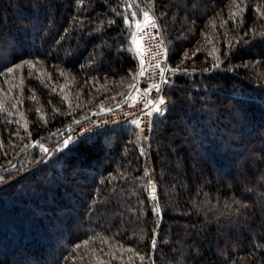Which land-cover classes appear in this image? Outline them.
I'll return each instance as SVG.
<instances>
[{
    "label": "trees",
    "instance_id": "trees-1",
    "mask_svg": "<svg viewBox=\"0 0 264 264\" xmlns=\"http://www.w3.org/2000/svg\"><path fill=\"white\" fill-rule=\"evenodd\" d=\"M148 7L173 68L151 140L55 145L126 100ZM0 264H264V0H0Z\"/></svg>",
    "mask_w": 264,
    "mask_h": 264
},
{
    "label": "built area",
    "instance_id": "built-area-1",
    "mask_svg": "<svg viewBox=\"0 0 264 264\" xmlns=\"http://www.w3.org/2000/svg\"><path fill=\"white\" fill-rule=\"evenodd\" d=\"M149 16L152 22L145 25L142 22L143 17L140 20V26H136L135 30L139 72L134 88L124 102L79 120L70 131V134L77 141H83L97 131L107 130L124 122L139 120L138 127L145 140L149 142L156 118L166 115L168 105L164 92L168 86L173 68L158 21L151 15ZM140 73H143V75ZM153 85L158 87H153ZM145 89H150V91L145 93ZM160 99H163L165 103L159 105L161 111L156 112L154 109ZM134 100L136 101L135 104ZM147 101H154L155 103L148 104L145 107ZM148 112H151V115H147Z\"/></svg>",
    "mask_w": 264,
    "mask_h": 264
},
{
    "label": "rangeland",
    "instance_id": "rangeland-1",
    "mask_svg": "<svg viewBox=\"0 0 264 264\" xmlns=\"http://www.w3.org/2000/svg\"><path fill=\"white\" fill-rule=\"evenodd\" d=\"M144 12H148L149 13V15H151L153 18H155V20L156 21H158V24H159V26H160V20H159V17H158V15L156 14V12L154 11V10H152L151 8H147ZM143 12V13H144ZM143 18V15H142V17L140 18V19H142ZM136 19H137V21H140V19H138L137 17H136ZM136 21V22H137ZM136 22H135V28H136ZM160 31H161V33H162V37H163V39H164V44H165V48H166V50H167V52H168V54H169V52H170V50H169V48H168V45H167V43H166V39H165V36H164V34H163V31H162V28H161V26H160ZM134 33V32H133ZM139 59V58H138ZM169 60H170V56H169ZM170 63H171V61H170ZM171 77H172V74H171ZM171 77H170V79H169V82H170V80H171ZM169 84V83H168ZM168 87V86H167ZM167 87H166V89H167ZM132 91V90H131ZM166 90H165V92H164V97L166 98V100H167V105H168V107H169V100H168V97L166 96ZM168 111V110H167ZM159 117H163V116H159ZM76 124V123H75ZM74 124V125H75ZM155 124V123H154ZM74 127V126H73ZM72 127V128H73ZM72 128L68 131V134H65L62 138H58V136L55 134V135H53L52 137H53V139H55V145H57V144H60L62 141L64 142L66 139H67V137H72L73 139H75V137H73L71 134H70V131L72 130ZM111 129V128H110ZM103 131V130H102ZM98 132H100V131H97V132H95V133H93L92 135H94V134H96V133H98ZM91 135V136H92ZM90 136H88L87 138H89ZM151 137H152V135H151ZM66 138V139H65ZM87 138H85V139H87ZM65 139V140H64ZM84 139V140H85ZM76 141H77V139H75ZM151 140V139H150ZM148 142V141H147ZM105 143H106V145H108V142H106L105 141ZM46 148H48V147H46ZM20 190H22V189H20ZM40 191V190H39ZM51 193V192H50ZM41 194V192L39 193V195ZM52 194V193H51ZM51 196V195H50Z\"/></svg>",
    "mask_w": 264,
    "mask_h": 264
},
{
    "label": "snow or ice",
    "instance_id": "snow-or-ice-1",
    "mask_svg": "<svg viewBox=\"0 0 264 264\" xmlns=\"http://www.w3.org/2000/svg\"><path fill=\"white\" fill-rule=\"evenodd\" d=\"M133 15H135V13H133ZM143 17H144V19H143V23L145 24V25H149L151 22H152V19H151V17L149 16V13L148 12H144L143 13ZM140 21H137L136 22V26L137 27H139L140 26ZM28 63H31V62H28ZM34 66V65H33ZM157 67H158V65H157ZM8 71L9 72H11V71H13V69H8ZM141 75H143V73H140ZM153 87H158V86H156V85H153ZM150 91V89H145L144 90V92L145 93H148ZM135 100H134V104H135ZM153 103H155L154 101H147V103L145 104V107H147L148 106V104H153ZM165 103V101L163 100V99H160L159 100V103L157 104V106L155 107V109H154V111H156V112H160L161 111V108L159 107V105H162V104H164ZM147 115H151V112H148V113H146ZM132 123H134V124H136L137 126H139V124H140V121L139 120H133L132 121ZM45 151H47V149H45ZM156 211H159V208L157 207V209H156Z\"/></svg>",
    "mask_w": 264,
    "mask_h": 264
},
{
    "label": "water",
    "instance_id": "water-1",
    "mask_svg": "<svg viewBox=\"0 0 264 264\" xmlns=\"http://www.w3.org/2000/svg\"><path fill=\"white\" fill-rule=\"evenodd\" d=\"M134 38H135V31H134V33H133V40H134Z\"/></svg>",
    "mask_w": 264,
    "mask_h": 264
}]
</instances>
